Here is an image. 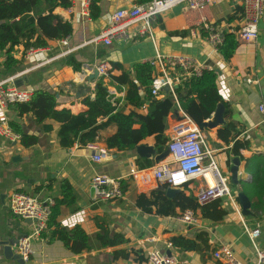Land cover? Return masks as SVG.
I'll use <instances>...</instances> for the list:
<instances>
[{
  "label": "crops",
  "instance_id": "1",
  "mask_svg": "<svg viewBox=\"0 0 264 264\" xmlns=\"http://www.w3.org/2000/svg\"><path fill=\"white\" fill-rule=\"evenodd\" d=\"M138 1L101 0V14L98 18L82 15L77 3H71L67 8L57 7L54 13L63 22L72 24V33L64 39H51L47 46L37 47L32 53H28L22 44L17 45L11 53L17 63L10 66L6 65V50H0V82L9 80L10 84L32 91L48 90L57 96V109L67 108L78 114L89 110V106L84 103L85 97H94L96 94L97 82L101 76L92 75L100 61L108 60L111 66L115 63L129 69L136 63L149 62L158 53L189 56L219 71L217 84L224 105L226 103L225 113L227 109L230 111L228 115L224 113L226 123L233 120L243 128L240 139L249 135L247 140L250 146L241 149L242 156L250 158L257 154L264 155V111L260 110V105H264V17L259 23L258 39H238L239 44L230 59H225L208 41L203 23L205 19L224 34H236L243 24L242 0H215L201 11L187 10L180 4L165 14L152 18V37L148 33L139 34L138 30L143 22H138L130 28L128 40H115L110 46L95 41L109 25L111 16L117 9L130 8L139 4ZM174 9L178 10L177 15L171 14ZM231 16L234 18H230ZM156 67L158 73L162 74L161 69ZM120 73L118 67H112V75ZM167 75L174 83H180V73L176 67L170 66ZM247 78L253 81L248 82ZM104 82L109 90L124 91V96L119 98L123 104L126 87H118L110 76ZM164 90L174 91L163 88L160 97L165 95ZM143 109L146 111L147 105ZM182 112L184 111L178 108L169 114L165 131L169 138ZM3 121L9 125L12 121L19 123L25 133L37 136V143L27 147L20 139L10 140L0 135V264H21L18 260L5 256L4 243L19 235H31L34 230L32 222L20 219L10 211L8 202L11 192L26 191L42 199H55L61 195V183L64 180H68L73 186L76 203L74 209L63 208L59 221L68 229L81 225L89 236L90 248L77 254L61 240H49V233L40 238L33 236V253L28 260L23 259V264H149L147 255L154 249L171 252V255L178 258V264H226L214 256L215 251L224 246H228L242 264H258L257 249L264 251V195L249 196L251 214L242 213L237 194L243 189V184L251 182L255 176L254 172L246 170L245 159H240V183L230 181L235 201L228 197L216 198L222 201V207L226 211L223 218L213 221L202 217L200 209H197L195 213L198 222L191 225L180 219L184 212L180 213V208H177L180 214L163 215L158 214L155 207L152 212H147L136 203L138 194L144 193L150 197L151 191L162 184L153 177L142 183L131 176V169H148L152 173L150 168L168 160L169 154L156 163L154 159L158 151L150 157H142L137 148L117 152L108 149L104 142L94 143L96 147L76 143L65 148L59 143V122L51 118L45 120L43 124L52 126L50 131H46L31 113L20 115L15 105L0 108V123ZM224 125L209 129L206 136L209 147L216 152L223 173L231 179L229 169L236 155L230 153L232 145L223 142L218 136L219 128ZM155 142V137L150 136L141 144L155 147ZM101 148H107L110 155L96 162L93 156ZM139 159L141 162L148 159L152 166L140 168L137 164ZM98 174L126 181L129 187L124 196L94 202L91 181ZM204 184L202 178H194L178 188L187 196L196 197ZM236 206H240L241 215ZM247 228L248 231L260 228L261 233L255 239L257 247L247 233ZM202 230L207 231L210 243L215 248L210 256L203 258L199 252L169 246L173 236L193 237ZM47 231L48 229L45 232ZM105 233L109 238L118 235L125 240L116 245L104 246L97 236ZM116 250H124L129 253V257L116 256Z\"/></svg>",
  "mask_w": 264,
  "mask_h": 264
},
{
  "label": "trees",
  "instance_id": "2",
  "mask_svg": "<svg viewBox=\"0 0 264 264\" xmlns=\"http://www.w3.org/2000/svg\"><path fill=\"white\" fill-rule=\"evenodd\" d=\"M150 0H139L138 3H146ZM101 0H91L90 16L98 18L101 14ZM71 0H0V50H6L8 57L6 65L17 63L12 56L14 48L22 44L25 50L30 48L45 47L51 39H64L72 33V24L63 22L62 18L55 14L57 7H69ZM234 18V16L230 17ZM232 20V19H230ZM207 32V31H206ZM205 35V34H204ZM208 35V34H207ZM225 39L219 47V52L230 59L239 44L234 32H225ZM121 70L120 74H111L110 77L118 87L125 86L124 103L119 100L111 101L109 91L101 77L97 82L94 97L87 96L84 103L89 110L74 114L70 109H57V96L48 90H34L30 101L15 104L20 115L31 113L36 122L43 124L51 118L60 123L58 130L59 143L67 148L74 144L88 146L90 144L104 142L108 149L120 152L136 149L150 136L155 137L157 151L163 152L170 142L166 135L169 114L181 108L191 117L202 130L209 131L202 123L211 118L219 103L224 102L217 84L218 73L215 69H207L201 75L188 76L185 70L176 65L180 73L181 81L174 91H165L163 97H156L151 93L152 83L158 73L157 67L150 62H140L126 69L119 64L112 66ZM78 69L77 66H75ZM147 102L144 111L143 104ZM226 105V103H225ZM225 114H230L227 109ZM13 131L20 135V141L24 146H33L37 143V136L27 134L22 126L12 121ZM46 131H50V124H43ZM243 128L231 120L218 130V136L223 142L231 144V152L240 159H245L246 170L254 172L251 182L243 184L242 191L249 196L264 195V155L257 154L250 158H244L241 149L249 148V141L244 137L240 139ZM140 168L152 166V162L144 159L137 160ZM122 190L125 193L129 184L121 180ZM168 185L164 184L151 191V196L144 193L136 196V203L147 212H152L154 207L158 214L177 215L187 209L196 212L200 209L202 217L213 221H219L226 214L220 199H214L206 203H200L197 196H187L179 191L174 196L166 193ZM251 200V199H250ZM52 213L48 221L49 240H61L74 253H81L90 248L89 236L81 225L71 229L63 226L59 218L64 207H75L74 189L68 180L61 183V195L54 199ZM180 208V213L177 212ZM102 245H116L124 242L125 238L115 236L109 238L107 234H98ZM172 246L187 251L199 252L202 257L210 256L215 248L210 243L207 231H198L195 236H173L170 239ZM116 256L129 257L124 250H116Z\"/></svg>",
  "mask_w": 264,
  "mask_h": 264
},
{
  "label": "built area",
  "instance_id": "3",
  "mask_svg": "<svg viewBox=\"0 0 264 264\" xmlns=\"http://www.w3.org/2000/svg\"><path fill=\"white\" fill-rule=\"evenodd\" d=\"M215 0H150L146 3L135 4L130 8L117 9L111 16L109 25L101 31L95 41H101L106 46H110L115 40H128L130 28L138 22L143 25L138 30L140 35L151 34V21L155 16L162 14L177 5H184L185 9L190 11H201ZM244 7L243 24L236 32L238 39L243 41H256L259 36V23L264 17V0H242ZM71 3H77L80 6L81 14L90 17L91 0H71ZM203 29L207 31L208 41L213 47L219 50L224 42L225 35L216 25L210 24L204 19ZM65 42V41H64ZM36 48L28 49L32 53ZM149 62L158 66L162 74L155 76L151 93L160 97L162 90L169 85L173 90V80L167 75L170 66L182 67L188 76L201 75L204 70L213 69L210 65L202 63L189 56H167L158 53ZM99 76L106 78L111 73V63L108 60L100 61L96 64ZM252 82L251 78H247ZM109 99L111 101L119 100L124 96V91L109 90ZM33 91L10 84L9 80L0 82V108L6 109L17 103H26L30 101ZM120 102V100H119ZM147 102H144L145 108ZM260 110L264 111V105H260ZM0 135L10 140L20 139V135L15 133L8 122L0 123ZM245 139L249 135L244 136ZM91 147H96L90 144ZM169 159L154 166L152 173L146 170L131 169V176H134L142 183H146L153 177L160 184H167L170 187H181L194 178H202L204 185L197 192V198L200 203H206L219 197H228L235 201V196L230 187V178L224 174L218 166L216 152L209 147L206 132L185 112L177 120L171 132L170 142L168 144ZM110 155L107 148L99 149L93 156L94 161L100 162ZM92 198L94 202L104 200H114L122 198L124 192L120 178H113L107 175H95L91 181ZM53 198L42 199L36 194L26 191L15 190L9 196V209L20 219H31L34 230L31 235L22 237L18 244H15V251L19 253L24 260H28L33 253L31 237H42L48 229V221L54 205ZM241 215L240 206H236ZM242 218V216H241ZM180 219L187 224H196L198 216L191 210H185ZM253 244L256 246L255 239L260 235V228H254L248 231ZM171 247L172 244L169 243ZM259 262L264 264V251L257 249ZM214 256L221 259L226 264H242L238 261L228 246L220 247L214 253ZM149 264H178V258L175 255L168 254L159 250H152L147 255Z\"/></svg>",
  "mask_w": 264,
  "mask_h": 264
},
{
  "label": "water",
  "instance_id": "4",
  "mask_svg": "<svg viewBox=\"0 0 264 264\" xmlns=\"http://www.w3.org/2000/svg\"><path fill=\"white\" fill-rule=\"evenodd\" d=\"M217 72H219L218 70H216ZM99 73L97 70H95L94 74L92 75V77H98ZM179 86V84H172L173 89H176ZM166 90H170V86L166 85L164 87ZM224 113H225V105L223 102L219 103L215 112L213 113L212 117L210 119H207L206 121H204L202 123V126L208 129H215L217 128L219 125H224L226 124V120L224 117ZM137 151L138 153L142 156V157H150L151 154H153L154 152H156V148L154 146L151 145H145V144H141L137 147ZM169 154V150L168 148H166L163 152H160L156 155L155 157V162L159 163L162 159H164L167 155ZM240 164H241V160L239 156H235L232 159V164L230 166V173H231V179L230 181L234 184H239L241 179L239 178V168H240ZM179 191V188H173L168 186L166 189V193L169 196H174L177 192ZM237 198L241 204L242 207V213L244 215H250L251 211H250V207H251V200L250 198L245 194L244 191H239V193L237 194ZM28 220L27 222H32L31 219H26ZM26 235H19L17 237H13L11 239H9L8 241H5L4 243V251H5V256L7 258H13L18 260L21 264L24 263L23 257L19 254L16 253L14 251V247L15 244H18L20 239L22 237H24ZM169 254H171V252L168 251Z\"/></svg>",
  "mask_w": 264,
  "mask_h": 264
},
{
  "label": "rangeland",
  "instance_id": "5",
  "mask_svg": "<svg viewBox=\"0 0 264 264\" xmlns=\"http://www.w3.org/2000/svg\"><path fill=\"white\" fill-rule=\"evenodd\" d=\"M166 12H167V11H166ZM166 12H164V13H162V14H165ZM171 14H172V15H177V14H178V10L174 9L173 12H172ZM172 15H170V16H172ZM218 166H219L220 170L222 171L223 169H222L221 164H220V165L218 164ZM230 187H231V185H230Z\"/></svg>",
  "mask_w": 264,
  "mask_h": 264
}]
</instances>
